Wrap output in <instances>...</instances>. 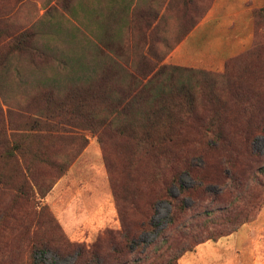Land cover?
Returning a JSON list of instances; mask_svg holds the SVG:
<instances>
[{
  "label": "rangeland",
  "instance_id": "rangeland-1",
  "mask_svg": "<svg viewBox=\"0 0 264 264\" xmlns=\"http://www.w3.org/2000/svg\"><path fill=\"white\" fill-rule=\"evenodd\" d=\"M41 1L45 4L51 3L47 15L57 14L64 22L63 36L77 32L80 37L81 32L87 31L82 24L84 13L79 12L78 17L74 18L69 13V8L72 3L74 6L79 1L90 4L89 0H30L32 7L29 10L23 8L18 11L25 19V26L38 17L39 12L34 8L35 5L42 4ZM208 1L210 0H172L166 13V21L159 30L158 24L153 30V49L150 52L152 57L159 58L171 44L180 39L192 24L193 19L190 17L199 15L197 9H203ZM237 2L238 5L242 4L241 1L237 0L235 3ZM244 3L251 5L252 9L264 6L261 0H244ZM10 7L11 0H0V31L16 32L19 28L16 20L13 23L3 15ZM101 11L106 14L107 9ZM251 18L253 20L249 36L248 32H243V27L235 28L234 24L221 27V24L204 22L195 30L191 29L188 39L178 51L181 64L167 62L168 56L163 62L205 72L203 82L208 88L205 93L202 91L197 96V104L191 117L198 115L204 119L209 115L203 107L202 98L211 90L209 87H214L215 92L227 103L213 104V107H219L215 111L218 110L224 118L223 125L215 128L227 132L231 141L210 147L203 140V137H208L205 132L206 125L194 122L191 127H186L185 135L189 140L181 142L178 138L175 143L163 142L155 146L138 145L127 134L123 135L118 130L113 132L109 128L95 131L94 134L85 131L84 135L79 134L81 130H76L49 149L56 157V164L62 163L61 168L37 161L32 163L37 180L43 186L44 198L30 204L13 202L11 197L14 191L5 186L0 189V212L9 205L17 216L26 207L32 206L39 211L41 204L45 205L44 215L39 218V225L46 231L45 238L59 244L58 239L54 240L50 236L60 234L64 238L61 239L64 245L71 242L63 226L71 218L68 216L71 213L78 222L74 228L76 236L73 238L76 249L82 244L93 243L97 234L92 232L98 231L96 227L100 225L96 219L107 214L106 227L110 226L118 236L116 235L114 244L108 241L103 244L102 253H99L102 261L99 264H175L177 257L178 264H264V172L261 170L264 166V15L254 18L251 13ZM46 30H50L48 26ZM51 30L54 31V28ZM31 31L33 34L29 42L32 49L21 51L19 60L8 58V61L5 53L8 52L9 45L0 47V113L5 115L9 108H14L12 114L16 122L22 120L16 112L18 105L23 108L27 106L33 112L36 105L44 103L43 100L32 99L33 95L43 94L34 92L36 89L33 84H21L17 81L20 78L26 81L35 79L36 77L31 76L33 69L41 72L37 75L42 78L46 70L49 72V68L55 66V61L50 56L40 57L32 52L39 49L36 46L39 44L40 33L36 26ZM4 39V34L0 35V42ZM64 43L68 46L74 44L69 39ZM143 53L142 50L127 54L133 59V63H138L137 68L131 67L132 74L136 76H132L130 82L120 83L122 76L114 71V75L110 76L115 82L105 84L109 88L110 96L125 98L120 107L129 99L130 106L123 109L127 111V116L119 117V123L124 124L129 119L135 121L127 126L132 125L136 135H140L144 126L138 121H146V127H149L148 115L157 106L156 100L149 101L153 91H156H152L151 87L157 88L162 84L169 87L170 82H178L187 74L166 69L163 75L154 76L144 84L148 75L156 71V67L155 62L149 60L151 56L147 58ZM122 61L126 62V58ZM7 63L11 65L9 72L4 70ZM18 69L22 73L21 77ZM167 76L171 79L166 80ZM65 102L73 108L77 100L68 99ZM116 103L118 102L105 99L98 104L96 111L99 115L109 113ZM79 123L75 126H79ZM150 129L155 132L154 127L151 126ZM245 130L251 132L247 146L239 138V131L243 133ZM85 135L88 140L84 138ZM236 149L246 152L243 157L247 159L236 166L224 162L225 152ZM0 168L9 174L11 162L0 160ZM100 173L104 175L100 176ZM174 173L180 174L186 194L180 193L181 188L178 185H171ZM218 175L221 181L216 178L213 184H210V178L208 181L206 179L209 184L199 182L200 177ZM241 178L243 181H238ZM162 180L167 181L164 187ZM168 189L171 195L177 197L173 199V206L167 196ZM98 194L105 195L106 198L108 195L109 203L104 198L103 202L102 198L99 200L96 196ZM181 207L183 211L179 212ZM111 208L114 212H110ZM117 208L122 209L127 227L120 226ZM210 210V215H207L205 211ZM17 222V218L5 219L4 226L0 229V241H13ZM90 223L95 227H90ZM35 227L34 224L33 228ZM106 227L99 229V232L105 231L100 240L108 237ZM231 228L235 231L218 238L217 241L207 239L196 247L194 245L211 233H225ZM126 231L127 238L120 239L121 232ZM129 240L134 242L130 248ZM186 249L190 250L185 251ZM14 253L26 255L27 250L18 244ZM44 255L46 264H74L77 250L72 251V254L65 248L60 250L57 255H71L64 259L54 257L53 250H48ZM108 255H121V262L109 258ZM78 262L77 260L76 263Z\"/></svg>",
  "mask_w": 264,
  "mask_h": 264
},
{
  "label": "trees",
  "instance_id": "trees-1",
  "mask_svg": "<svg viewBox=\"0 0 264 264\" xmlns=\"http://www.w3.org/2000/svg\"><path fill=\"white\" fill-rule=\"evenodd\" d=\"M95 1L98 2L97 7ZM171 1L89 0L90 4L79 1L74 6H72V3L69 8V13L72 17L77 18L79 12L81 14L82 12L84 13V18L82 19L84 22L82 21V24L86 27L87 31L81 32L82 36L79 37L77 32H70L63 36L65 32L62 31L64 23L62 19L57 14H46L50 11L51 3L45 4L43 3L44 1H41L42 4L35 5L37 9L35 7L34 10L38 11L39 15L34 21L25 26L26 24L23 22L25 19L22 17V13H18V11H21L23 8L29 10L32 7L30 0H11V9L3 12V15L6 20H10L13 23L16 20L17 24H19L17 27L19 28H17L16 32L15 30L11 32H7V30L0 31V35L4 34L5 38L0 42V47L9 45L8 52L5 53L6 59L19 60L22 54L21 51L32 49L29 42L30 36L33 34L31 28L33 29L36 26L40 33L39 44L36 46L39 49H34L32 52L38 54L40 57L47 58V56H50L55 61V66L53 65L51 69L49 68V72L46 70L44 77L40 78L37 74H41V72L34 71L33 69V72H31L33 75L31 76L36 77L35 79L32 78L26 81L20 78L17 81L21 84H33V88L36 89L34 92L43 93L41 96H32L34 100H43L44 103L42 105H36L33 112H30L27 106L23 108L21 105H18L19 107L16 108V112L22 117V120L18 122L13 120L12 113L15 110L14 108L13 110L9 108L5 115H1L0 113V160H5L8 163L11 162L9 174L0 168V189L5 186L11 187L14 191L11 197L13 202L30 204L35 200L44 198L43 186L37 180L32 163L33 161H37L57 169L61 168L63 166L62 163L56 164V157L49 149L55 143L61 142L65 137L72 135L76 130H81L82 134H79L84 135L85 131H91L90 133L94 134L93 132L95 131L109 128L113 132L118 130L123 135L127 134V137L130 140L136 141L138 145L155 146L163 142L165 144L175 143L178 138H180L181 142L189 140L190 138H187L185 135L186 127H191L194 122L195 124L201 123L206 125L205 132L208 137H202L203 140L209 143L210 147L231 141L229 136H227V132L215 128V126L223 125L224 118L218 110L215 111L219 107H213V104L226 105L227 103L215 92L214 87H209L211 90L202 98L203 107L207 109L209 115L204 119L198 117V115L191 117L192 111L196 106L195 104H197V96L202 91L205 93L208 88L205 87L203 82L205 72L192 69L191 67L163 63L166 56L169 55L175 46L186 38L191 29L204 18L215 0L205 3L203 9H197L200 12L199 15L190 17L193 21L188 30L184 32L180 39L171 44L167 51L159 58H157L158 56L152 57L150 52L153 49L151 46L153 30L157 24L159 30L162 23L166 21V13ZM188 2H192V0H188ZM101 9H107L106 14H103ZM251 13L254 18L258 17V15L263 16L264 6L253 8ZM47 26L50 30H46ZM253 27H256V20L253 21ZM51 28H54V31ZM135 38L136 40H134ZM68 39L70 43L74 44L70 46L66 45L64 42ZM126 41L127 43H125ZM142 50L144 51L143 56L147 58L151 56L149 60L150 62L154 61L156 67L154 73L150 70L151 73L144 84H147L149 80L151 81L154 76L163 75L166 69L177 73L186 72L187 74L178 82H170L169 87L165 84L158 85L157 88L151 87L152 91H156H153L152 98L149 101L156 100L157 106L148 115L147 121L149 127H146V121H138L141 126H144L140 135H136L132 125L127 126V124H132L135 121L129 119L124 124L119 123L120 118L127 116V111L123 109L130 106V103H128L129 99L126 100L124 106L120 107L121 102L125 101V98L110 96L109 88L106 85L115 82L110 76L114 75V71L115 74H121L120 83L130 82L131 78L136 76L134 73L132 74L131 67L137 68L138 63H133V59H130L127 54L132 53V51ZM124 58H126V62L122 61ZM4 66V70L9 72L11 65L9 66L7 63ZM149 67L151 66L149 65ZM18 72L21 77L22 73L19 69ZM139 78L142 80V77ZM165 79L169 80L171 78L167 76ZM144 84L143 86H145ZM68 99H75L78 104L76 102L73 108H71L65 102ZM105 99H111L118 103L110 109L109 113L99 115V112L96 111L98 110V104H101ZM212 110L214 111L212 112ZM78 122H80L79 126H75ZM151 126L155 128V132L150 129ZM240 134V142L247 146L251 137L250 130H245L243 133L239 131ZM84 138L88 140L86 135ZM230 154L233 156H230ZM243 155H246V152L240 149L225 152L223 161L236 166L247 159ZM167 161H170V159H167ZM261 170L264 172V166ZM184 172L189 174V172ZM179 176V173L172 175L171 185H178L181 188L180 193L186 194V189L182 187ZM204 177L199 178L201 184H209L206 182V179L208 181L209 178L210 184H213L216 178L220 180L219 175L218 177ZM238 181L242 182L243 180L241 178ZM166 182V180H162V187L165 186ZM167 193V196L170 197L168 199L171 205H175L173 199L177 197L170 194V189H168ZM114 196L113 198H116ZM45 210L46 206L42 204L39 211L33 209L32 206L31 208L26 207L17 216L13 214L14 212L9 205L1 210L0 229L3 228L7 217L17 218L18 222L15 226L16 234L13 241H0V264H46L44 254L48 250H53L54 257H59L60 259L71 256L57 255L63 248L68 250L69 254L77 250L75 257L76 261L78 260L79 262L76 263L75 261L74 264H99L102 261V255H99V253H102L103 244L107 241L110 244L116 242V235L118 236V234L114 233L110 226L106 227L108 229V237L100 240L105 231L97 232L93 243L88 245L82 244L79 249L75 248L76 244H73V239L68 235L66 236L71 242L65 245L62 244L61 239L64 238L60 234L50 236L54 240L58 239L59 244L52 240H46V231L39 225V218L44 215ZM181 211H183L182 207L179 212ZM116 212L120 226L127 227L125 225L126 217L123 215L122 209L117 208ZM205 212L207 215H210L211 210ZM171 220H174L173 215ZM34 224L36 225L35 228H33ZM233 231L235 229L231 228L225 233L222 231H219L218 234L217 232L211 233L210 236L197 241L194 245L196 247L200 243L206 242L207 239L217 241L218 238L229 235ZM127 234V231L121 232L120 239L127 238ZM18 244L21 248L27 250L26 255H15L14 251L17 249ZM132 244H134L133 240H129L128 248ZM189 250L186 249L185 251ZM83 252H86L88 255H85ZM120 256L108 255L109 258H113L118 262H121ZM177 260L178 257L175 264H178Z\"/></svg>",
  "mask_w": 264,
  "mask_h": 264
},
{
  "label": "crops",
  "instance_id": "crops-1",
  "mask_svg": "<svg viewBox=\"0 0 264 264\" xmlns=\"http://www.w3.org/2000/svg\"><path fill=\"white\" fill-rule=\"evenodd\" d=\"M234 0H215L214 3L212 4L211 8L208 10L207 14L204 16V18L194 27V30L198 28L201 24L204 22H212L216 24H221V27H229L234 24L235 28H242L243 27V32H248V36L251 25H252V18H251V10L252 7L248 3H244V0H238L241 1L242 4L238 5V2H232ZM248 1V0H247ZM256 2H259L260 0H253ZM96 2V1H95ZM261 2H264V0H261ZM96 5H98V2H96ZM264 5V4H262ZM193 32V31H192ZM191 32V33H192ZM190 33V34H191ZM189 36V35H188ZM188 37L186 36V39L182 40L181 43H179L168 55L167 57V62H172L174 64H181L180 62V54L178 51L182 48V46L185 44L186 40ZM230 48L228 47V50ZM103 173H100V176H103ZM99 200L102 198V202L105 199L106 202L109 203L108 201V195L107 198L102 196L101 194L96 195ZM101 196V197H100ZM104 198V199H103ZM110 208V206H109ZM113 209L111 208L110 212ZM114 212V210H113ZM113 214V213H112ZM68 216H70V219H67L66 224H64V229L68 235H71L70 238H74L76 235H74V228L77 226L78 222L75 221L76 218L72 217V214L70 213ZM107 214L102 215L99 219H96V222L98 221L100 223L99 226H97L98 231H94L92 233H97L99 232L100 228L106 227L108 220H107ZM97 222V223H98ZM92 223L89 224L90 227L94 228L95 226L92 225ZM94 229H92L93 231ZM73 235V236H72ZM255 258V257H254Z\"/></svg>",
  "mask_w": 264,
  "mask_h": 264
}]
</instances>
